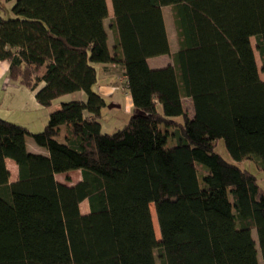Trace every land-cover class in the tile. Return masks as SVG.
I'll return each instance as SVG.
<instances>
[{"label":"trees","instance_id":"obj_1","mask_svg":"<svg viewBox=\"0 0 264 264\" xmlns=\"http://www.w3.org/2000/svg\"><path fill=\"white\" fill-rule=\"evenodd\" d=\"M6 1L13 16L0 13V61L9 79L34 90L40 106L76 91L86 99L62 102L34 133L0 118V264H150V249L159 264H249V250L264 264V189L216 150L221 139L231 157L264 170V0H110L111 54L93 24L109 18L107 0ZM161 55L172 63L152 68L148 60ZM93 63L105 73L120 66L132 98L112 133L101 129L106 100ZM61 165L81 178L59 181ZM215 187L227 199L203 195Z\"/></svg>","mask_w":264,"mask_h":264},{"label":"rangeland","instance_id":"obj_2","mask_svg":"<svg viewBox=\"0 0 264 264\" xmlns=\"http://www.w3.org/2000/svg\"><path fill=\"white\" fill-rule=\"evenodd\" d=\"M108 1V6L110 10L109 18L102 19L94 22V29L98 38L102 42V46L108 54H111L113 49L112 33L108 27L109 19L112 15L111 1ZM3 8L0 9V13L4 16H13L12 5L13 1L1 0ZM170 7H164V16L166 21V26L169 34V39L171 43V48L174 50L176 48L175 31L173 23L171 20ZM252 45L255 49V55L258 62V66L261 69V60L259 53L255 48V38L251 37ZM172 60L169 55H163L161 57L150 58L149 65L152 68H160L171 64ZM97 70V82L94 89L102 94L106 100V106L102 108V116L100 118L101 129L103 132L112 133L116 130L122 128L132 111V98L127 87V82L124 77L123 71L120 66L110 65V69L107 73L103 72L102 65L99 63H93ZM261 77L264 79V74L260 71ZM4 79H0V118L15 122L16 124L25 126L30 133L41 131L44 129L48 122L49 114L51 111L59 108L62 102L79 99V91L71 92L56 98L51 107L40 106L35 102V91L26 87L14 86L16 82L9 81V85L6 89H3ZM86 99V95L84 96ZM183 108L189 119L194 116V104L191 98L185 97L182 99ZM161 110V108L159 107ZM155 131V142L156 146L160 149L165 146L163 131L161 125L158 122L153 123ZM27 143L30 148L37 150V146L34 143L33 137H27ZM217 152H219L222 157L242 169H245L253 173L259 184L264 189V170H258L254 161L250 159L246 160H236L230 156L228 153L225 143L223 140L217 141L216 146ZM56 178L64 183L73 184L81 178V171L76 166H66L61 165L58 172L56 173ZM203 195L211 198L221 197L227 198L228 194L225 188L215 187L209 190L203 191ZM4 207V208H3ZM81 210L87 212L89 209L87 200H84L81 205ZM2 208L6 214V222L10 225L12 222L16 221V215L14 211L5 203H3ZM151 212L154 211V204L150 203ZM157 236L159 238V230L157 231ZM157 251L155 249H150L148 251L149 263L159 264L157 260ZM248 262L249 264H257V255L249 250L248 252Z\"/></svg>","mask_w":264,"mask_h":264},{"label":"crops","instance_id":"obj_3","mask_svg":"<svg viewBox=\"0 0 264 264\" xmlns=\"http://www.w3.org/2000/svg\"><path fill=\"white\" fill-rule=\"evenodd\" d=\"M93 24H95V23H93ZM161 56H163V55H161ZM161 56H157V57L159 58ZM154 58H156V57H154ZM148 62H149V60H148ZM8 69H9V62L8 61H0V79L1 78L4 79L3 89H6L9 85L8 82L11 81L8 77ZM14 86H20V85L17 83ZM79 92H81L79 99H84V96H85L84 93L82 91H79ZM6 163H7V166L9 168L10 172H11V178L10 179L16 180L18 177V166H17L16 162L12 158H7ZM224 199H227V198H224ZM2 205H3V203H2ZM5 224H6V227L9 229L15 228L17 226L16 221H14L10 225H8L6 220H5Z\"/></svg>","mask_w":264,"mask_h":264},{"label":"bare ground","instance_id":"obj_4","mask_svg":"<svg viewBox=\"0 0 264 264\" xmlns=\"http://www.w3.org/2000/svg\"><path fill=\"white\" fill-rule=\"evenodd\" d=\"M152 219H153L155 231L157 233V231L159 230V227H158V223H157V217H156V214L154 211H152Z\"/></svg>","mask_w":264,"mask_h":264}]
</instances>
